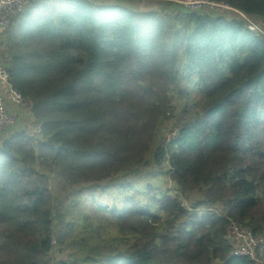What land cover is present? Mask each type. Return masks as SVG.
<instances>
[{
	"label": "trees",
	"instance_id": "trees-1",
	"mask_svg": "<svg viewBox=\"0 0 264 264\" xmlns=\"http://www.w3.org/2000/svg\"><path fill=\"white\" fill-rule=\"evenodd\" d=\"M218 1L264 19V0ZM1 44L41 131L0 144V264H48L52 237L55 264H264L226 238L264 236V36L173 5L29 0Z\"/></svg>",
	"mask_w": 264,
	"mask_h": 264
},
{
	"label": "built area",
	"instance_id": "built-area-1",
	"mask_svg": "<svg viewBox=\"0 0 264 264\" xmlns=\"http://www.w3.org/2000/svg\"><path fill=\"white\" fill-rule=\"evenodd\" d=\"M170 2L171 5L181 7L187 11H201L215 15H226L235 17L245 22L247 28L259 35L264 36V19L257 15H249L243 10L230 5L225 1L218 0H163ZM29 0H0V30L4 32L10 25L12 18L20 13L28 4ZM30 102L25 99L10 80L9 65L4 61L0 52V144L13 132L25 131L27 133H36L41 131V125L33 126V117L29 109ZM16 108L26 110L24 116L16 113ZM168 115L170 113L168 112ZM165 132L166 141L176 139L181 132L180 125H167ZM185 205V203H182ZM228 242L234 247L233 256H251L256 258L257 251L263 256L264 236H256L253 231L247 227L231 223L228 226L226 234ZM53 249L56 248L52 240ZM56 252V251H55Z\"/></svg>",
	"mask_w": 264,
	"mask_h": 264
},
{
	"label": "rangeland",
	"instance_id": "rangeland-1",
	"mask_svg": "<svg viewBox=\"0 0 264 264\" xmlns=\"http://www.w3.org/2000/svg\"><path fill=\"white\" fill-rule=\"evenodd\" d=\"M116 2L128 5V6L133 7V8L144 9V10L160 9L162 7H165V8L171 7V5L168 2L161 1V0H116ZM25 114H26V111H25ZM200 197H201L200 194L194 192L190 197H188L184 200L189 205L190 203L200 199ZM111 200H112V198H108V199H103L101 202L102 203L103 202H106V203L109 202L110 203ZM182 206H184V205H182ZM52 240H54L55 246L57 247V242H56L55 237H52ZM61 256H62V252H60L58 249L56 250V248L53 249V251L49 254V263L48 264H55L57 259H59Z\"/></svg>",
	"mask_w": 264,
	"mask_h": 264
},
{
	"label": "crops",
	"instance_id": "crops-1",
	"mask_svg": "<svg viewBox=\"0 0 264 264\" xmlns=\"http://www.w3.org/2000/svg\"><path fill=\"white\" fill-rule=\"evenodd\" d=\"M2 39H3V32L0 30V52L2 53V51L4 50V47H3V45L1 44V42H2ZM14 110H16V113L18 114V115H20V116H24L25 115V111L26 110H22V109H20V108H16V109H14ZM28 113H27V111H26V118H28Z\"/></svg>",
	"mask_w": 264,
	"mask_h": 264
}]
</instances>
